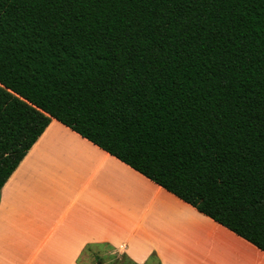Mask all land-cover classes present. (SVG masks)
I'll return each mask as SVG.
<instances>
[{"label":"trees","instance_id":"trees-1","mask_svg":"<svg viewBox=\"0 0 264 264\" xmlns=\"http://www.w3.org/2000/svg\"><path fill=\"white\" fill-rule=\"evenodd\" d=\"M52 119L264 252V0H0V192Z\"/></svg>","mask_w":264,"mask_h":264},{"label":"crops","instance_id":"crops-1","mask_svg":"<svg viewBox=\"0 0 264 264\" xmlns=\"http://www.w3.org/2000/svg\"><path fill=\"white\" fill-rule=\"evenodd\" d=\"M98 246L138 264H264L263 251L52 119L0 192V264H80Z\"/></svg>","mask_w":264,"mask_h":264},{"label":"rangeland","instance_id":"rangeland-1","mask_svg":"<svg viewBox=\"0 0 264 264\" xmlns=\"http://www.w3.org/2000/svg\"><path fill=\"white\" fill-rule=\"evenodd\" d=\"M100 254V258H96V255ZM80 264H132L129 258L125 257L123 253L118 251H113L110 248L105 247H93L88 252L84 253L80 259ZM138 264L136 262H133ZM156 261L153 258H150L147 262L143 264H155Z\"/></svg>","mask_w":264,"mask_h":264}]
</instances>
